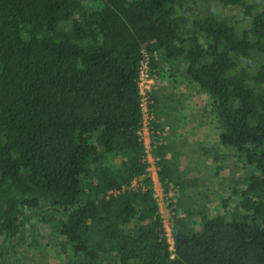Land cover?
Segmentation results:
<instances>
[{
    "label": "trees",
    "instance_id": "1",
    "mask_svg": "<svg viewBox=\"0 0 264 264\" xmlns=\"http://www.w3.org/2000/svg\"><path fill=\"white\" fill-rule=\"evenodd\" d=\"M146 54L153 77L184 67L243 171L217 214L173 202V248L139 133ZM172 150L151 151L165 191L197 187ZM39 247L63 264H264V0H0V264Z\"/></svg>",
    "mask_w": 264,
    "mask_h": 264
},
{
    "label": "rangeland",
    "instance_id": "2",
    "mask_svg": "<svg viewBox=\"0 0 264 264\" xmlns=\"http://www.w3.org/2000/svg\"><path fill=\"white\" fill-rule=\"evenodd\" d=\"M161 67H158L161 74L154 76L152 87L160 103L157 105L154 102L155 106L150 110L149 95H146L143 101L145 124L142 139L148 148L168 141L173 149L172 154L178 157L176 161L180 163V169L186 170L189 178L197 179L198 184L183 193L173 185L165 191L166 188L158 178L156 161L150 157L149 174L155 179V195L173 248V202H177L182 196L186 198L184 201L187 205H194L196 209L205 206L209 214H217L223 208L224 198L230 199V205L239 200V195L234 193V189L238 183L236 180L243 175V171L237 163L234 151L219 142L222 127L210 111L211 100L189 84L183 74L182 65L173 67L166 63ZM169 157L172 155L169 154ZM42 228L44 233L49 232L47 226ZM23 262L64 263L62 258L56 257L46 247H39L38 250L29 248Z\"/></svg>",
    "mask_w": 264,
    "mask_h": 264
},
{
    "label": "built area",
    "instance_id": "3",
    "mask_svg": "<svg viewBox=\"0 0 264 264\" xmlns=\"http://www.w3.org/2000/svg\"><path fill=\"white\" fill-rule=\"evenodd\" d=\"M153 85H154V77L152 76V74L150 72V56L148 54H146L145 58L141 62L140 76H139V86L141 89V94L143 95V101L145 100L146 95H148L147 93L152 91ZM143 112H144V109H143ZM144 124H145V113H144ZM143 127H144V125H143ZM142 130H143V128L139 132L141 137H142ZM145 146H146L147 160L150 163V160H149L150 157H152L154 159L152 152H151L152 147H154V146H152L151 148H148L146 144H145ZM152 179H153V181H155L154 178H152ZM139 184H140V180L137 179L134 181L133 186L138 187ZM154 189H155V186H154ZM155 197H156V195H155Z\"/></svg>",
    "mask_w": 264,
    "mask_h": 264
}]
</instances>
